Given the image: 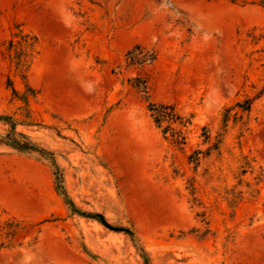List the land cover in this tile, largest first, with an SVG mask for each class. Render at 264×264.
I'll return each instance as SVG.
<instances>
[{
  "label": "rangeland",
  "instance_id": "rangeland-1",
  "mask_svg": "<svg viewBox=\"0 0 264 264\" xmlns=\"http://www.w3.org/2000/svg\"><path fill=\"white\" fill-rule=\"evenodd\" d=\"M148 100L192 116L184 146ZM1 115L61 181L0 144V264H264V0H0Z\"/></svg>",
  "mask_w": 264,
  "mask_h": 264
},
{
  "label": "trees",
  "instance_id": "trees-1",
  "mask_svg": "<svg viewBox=\"0 0 264 264\" xmlns=\"http://www.w3.org/2000/svg\"><path fill=\"white\" fill-rule=\"evenodd\" d=\"M237 1V0H232ZM263 3V0H253ZM157 58V53L155 50H150L146 46L142 44H135L130 48L126 53V59L128 65H136V64H144L146 62H153ZM8 86L13 90V93L19 98L28 100L30 96L34 95L35 91L30 86L28 82H26V90L22 95H19V91L14 87L13 80L8 77L7 80ZM137 87L140 91L148 93V82L144 78H138L137 81L133 84ZM252 105V100L247 99L243 104H238L242 108L243 111L247 110L250 111ZM148 111L150 112V116L153 119L155 125L162 130V132L167 135L170 132L172 136V141L174 144L179 146H184L187 142V135H186V128L192 124V116H187L180 113L176 105L174 103L163 102V101H152L148 100ZM227 113L225 114V120L229 118V111L230 109H226ZM0 122L8 125L7 131L0 135V144H4L10 146L20 152H38L44 158L49 160L51 164L56 169V175L59 180L60 178V167L57 162L55 153L51 150H48L44 147H41L39 144L33 142L30 137L21 132L17 131V122L13 120L10 116H0ZM210 135L205 133V141L209 140ZM214 148H218V144H214ZM208 153L202 151L201 149H196L190 156V160L194 163L198 164L201 159V155H207ZM61 188V186L59 187ZM70 205L75 209L74 204L72 201H68ZM87 216L93 217L98 220L101 224L105 227L115 230V231H125L126 233L130 234L131 236H135L134 231L127 227H119L112 225L102 213H88ZM14 219V218H13ZM14 221V220H13ZM12 220L7 222L8 226V233L14 234L18 227L13 224ZM42 223V222H41ZM146 264H149V258L144 253Z\"/></svg>",
  "mask_w": 264,
  "mask_h": 264
}]
</instances>
